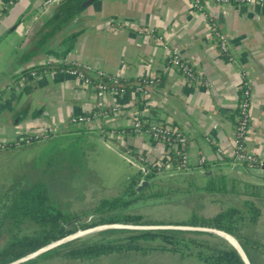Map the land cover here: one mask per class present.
<instances>
[{"label":"crops","instance_id":"0c3cea01","mask_svg":"<svg viewBox=\"0 0 264 264\" xmlns=\"http://www.w3.org/2000/svg\"><path fill=\"white\" fill-rule=\"evenodd\" d=\"M42 2L0 0V138L56 121L55 136H96L121 158L120 148L129 147L151 166L171 160V145L132 130L131 123L140 119L181 131L194 173L204 155L211 173L235 174L229 162L243 72L251 88L244 146L258 157L264 154V3L206 1L202 11H196L189 0H95L63 27L62 32L76 31L66 48V64L49 67L42 58L31 56L47 38L37 43L31 35L49 14L74 0H54L44 7ZM209 19L224 34L233 61L218 52ZM114 22L121 26L109 28ZM47 25L43 24L44 32L49 30ZM137 27H144L143 33H137ZM149 29L169 49H177L208 85L190 83L169 66L168 51ZM59 34L52 38V47ZM72 62L90 63L121 82L123 89H112L107 96L118 112L100 119L103 135L86 125H65L67 117L89 112L95 101L93 90L65 71ZM143 77L154 83L138 94L134 87ZM25 108V118L14 124L11 115ZM238 168L244 181L264 185V175L246 166Z\"/></svg>","mask_w":264,"mask_h":264},{"label":"trees","instance_id":"16d2710c","mask_svg":"<svg viewBox=\"0 0 264 264\" xmlns=\"http://www.w3.org/2000/svg\"><path fill=\"white\" fill-rule=\"evenodd\" d=\"M74 140L76 139L70 136L59 138L52 134L47 142L49 147L58 148L62 143L68 144ZM171 146L175 149V144ZM56 155L55 161L45 162L43 157L42 168L47 167L51 162V164L63 162L65 157L60 156L59 153ZM37 160L40 162V157ZM171 160L175 162L176 157L171 156ZM205 166L206 163L204 164L206 169ZM144 168L147 169L145 174L141 169L129 174L123 189L117 194L101 197L90 208L78 212L60 207L55 199L51 198L47 184L41 179L25 181V183L19 181L9 186L0 192V264L13 262L77 230L114 223L165 224L162 221L143 220L141 215L123 212L126 207L145 199L147 196L144 192L151 190L159 179V177L155 178L156 170L153 166L145 163ZM142 177L153 180L140 191L135 192L134 187ZM166 178L173 180L181 178V182H185L187 187L171 183L167 185L165 191L151 192L148 196L162 198L163 195L168 194L181 196L201 191L207 194H234L239 197L241 200L239 204L220 203L218 209L211 215L192 212L187 219L168 224L209 227L229 233L237 239L250 264H257L256 256L264 254V250L260 249L263 245L247 236H242L239 231L258 223L261 208L256 199L262 196L261 191L264 190V186L224 173L209 175L181 173ZM199 178L201 181L197 183ZM96 233L95 238L68 240L47 249L35 258L17 264H36L56 259L94 262L111 255L146 254L150 251H167L178 255L180 260L193 258L206 264H244L235 249L225 240L204 231L106 228Z\"/></svg>","mask_w":264,"mask_h":264},{"label":"rangeland","instance_id":"374dc122","mask_svg":"<svg viewBox=\"0 0 264 264\" xmlns=\"http://www.w3.org/2000/svg\"><path fill=\"white\" fill-rule=\"evenodd\" d=\"M53 39L47 38L42 47L51 46ZM44 62V61H43ZM64 137V136H61ZM74 142L57 147L48 146L47 139L37 141L28 146L9 147L0 150V192L14 183L21 181H34L41 179L47 184L48 193L63 209L78 212L90 208L101 197L117 194L124 187L126 178L135 172V168L129 165L117 153L106 148L96 136L89 138L72 137ZM60 138V137H59ZM56 153L64 156L60 164L53 163L42 168L44 161H55ZM40 157V162H38ZM34 159L35 164H34ZM34 164V165H33ZM226 174V173H224ZM242 179L241 172L227 174ZM177 179V178H176ZM243 180V179H242ZM200 183L201 178L197 179ZM247 182V181H246ZM187 187L181 178L177 180L159 177L151 190L145 191V199L139 200L126 207L123 212L141 215L143 220L169 222L187 219L192 212L203 215L214 213L219 204L240 203V198L234 194H207L204 192H191L187 195H163L162 198H153L148 193L158 190L165 191L168 184ZM249 183H255L249 182ZM259 183V180H257ZM262 186V185H261ZM262 196L256 199L261 208V216L253 227H246L239 231L242 236H247L264 246V190ZM108 225V224H104ZM172 225V224H171ZM78 232V231H77ZM96 230L83 232L75 237V240H83L96 237ZM72 240V239H71ZM61 244V243H60ZM57 246V245H55ZM260 249L264 250V247ZM54 247V246H53ZM37 256V255H36ZM36 256L32 257L35 258ZM257 264H264V254L256 256ZM36 264H206L193 258L180 260L178 255L167 251H150L146 254L130 253L128 255H111L102 257L94 262H82L72 260H52L37 262Z\"/></svg>","mask_w":264,"mask_h":264},{"label":"built area","instance_id":"2783aa9c","mask_svg":"<svg viewBox=\"0 0 264 264\" xmlns=\"http://www.w3.org/2000/svg\"><path fill=\"white\" fill-rule=\"evenodd\" d=\"M54 0H43L41 7H44ZM206 1H212L217 4H253V3H264V0H189L191 7L196 11H202L203 5ZM209 30L211 37L216 42L217 50L220 54L224 55L228 61H233V55L229 49L224 34L217 27L216 23L212 20H208ZM119 23H112L109 28L120 27ZM144 27H137V33H143ZM149 34L152 35L153 39L159 43L163 49L168 51L167 60L169 66L180 72L183 77L190 83H201L208 85L207 81L198 78L193 67L184 60L177 49H169L166 43L162 40V37L155 34L153 29L148 30ZM168 48V49H167ZM67 74L73 76L79 84L84 88H90L93 90L95 95V101L93 108L84 114L70 115L65 120V125H86L98 131L99 134L103 135L104 128L100 122L101 118L107 117L113 113L118 112V108L108 102V94L112 89L122 90L121 82L114 76L106 73L103 69L94 68L90 63L87 62H72L65 68ZM242 83L240 86L238 103L235 115V125L232 133V155L230 159V167L236 172H241L240 166H246L249 169L258 167L260 157L256 156L254 152L247 151L244 146L245 136L247 134L250 124V98L251 88L242 72ZM154 81L149 78H140L135 84L134 90L138 94H144L147 92V88L153 85ZM59 123L56 121H50L49 123L40 127H32L27 131H18L12 136L0 138V150L9 147L28 146L37 141H43L48 139L55 131ZM132 130L137 133H144L148 137L160 141L162 143L171 145L175 144L173 150V156L176 157V161L165 159L162 162L154 165L153 168L156 170V175H166L173 173H194L191 170L189 164L188 155L186 152V136L174 127L163 125L158 122H145L140 119H135L131 123ZM209 140V139H208ZM120 154L122 158L135 169H141L147 171L144 168L145 160L143 155L135 153L129 147L120 148ZM218 153H222L221 147H216ZM206 158L201 155L196 163L197 173H200L204 169Z\"/></svg>","mask_w":264,"mask_h":264},{"label":"water","instance_id":"95a60500","mask_svg":"<svg viewBox=\"0 0 264 264\" xmlns=\"http://www.w3.org/2000/svg\"><path fill=\"white\" fill-rule=\"evenodd\" d=\"M95 0H74V2H78L79 4L72 8L73 7V3H68L67 5H65L64 7H62L57 13H51L49 14V16L47 17V19L38 27V29L36 30V32L31 35V38H34V37H38V36H42L43 38H46V37H54L55 38V34H59L60 32H62V28H58L57 30H48L46 31V33L42 30L43 29V24H51L53 20H56L58 19L62 14H64L66 11H71V13H75V12H79L81 9L85 8L86 6L90 5L91 3H93ZM67 50H65V53H66ZM49 67H53L54 65H48ZM60 66V65H59ZM63 66V65H62ZM28 106V104H27ZM26 107V106H25ZM27 109L25 108L23 111V113L20 112V114H18L16 117H14L13 119V123L14 124H17L19 123V121H22L24 118H25V113H26ZM251 171L255 174H261V175H264V154L260 156V160H259V163H258V167L256 168H252ZM147 171H144V174L146 173ZM212 170L211 169H202L200 171L201 174H206V175H209L211 174ZM184 173V172H183ZM181 173H173V174H166V175H156L155 178L157 177H169V176H174V175H179ZM154 178V179H155ZM151 180H146L144 177H142L140 179V181L137 183V185H135L134 187V191L135 192H138L140 191L143 187L147 186L151 181ZM258 185H262L264 186L263 184H258ZM106 228H127V229H178V230H191V231H204V232H208V233H212L214 235H217L215 231H222V230H219V229H215V228H209V227H198V226H186V225H174V224H150V225H135V224H123V223H114V224H108V225H98V226H94V227H91V228H88V229H84V230H77V231H88V230H102V229H106ZM76 231V232H77ZM71 233L59 240H56V241H53L13 262H10L8 264H17V263H20V262H23V261H26L28 259H31L32 257L46 251L47 249H50L52 248L53 246L55 245H58L60 243H63L65 241H68V240H71V239H74L75 237H78V235H76L75 233ZM224 232V231H222ZM226 233V232H224ZM229 234V233H228ZM231 235V234H229ZM232 236V235H231ZM234 237V236H232ZM235 238V237H234ZM236 239V238H235ZM237 240V239H236ZM238 242V241H237ZM238 247H239V250L241 252V254L239 253L238 249H236L235 247H233L235 249V251L237 252V254L240 256L242 262L244 264H250L245 252L243 251L242 247L240 246L239 242H238Z\"/></svg>","mask_w":264,"mask_h":264},{"label":"flooded vegetation","instance_id":"af4514ba","mask_svg":"<svg viewBox=\"0 0 264 264\" xmlns=\"http://www.w3.org/2000/svg\"><path fill=\"white\" fill-rule=\"evenodd\" d=\"M73 7H76L79 3L78 2H73ZM70 10V9H69ZM66 11L64 14H62L58 19L53 20L51 24L47 25V27H49V30H57L58 28H62L64 27L65 24H67L71 19H73L76 15L77 12L75 13H71V11ZM76 32V31H74ZM74 32H60L59 36L61 37L59 41L53 42L54 46L49 47V49L44 50V48L42 47V45L39 46V48H35V50L33 49V51H31V56L33 58L36 59H40L42 58V60H44V63L46 64H55V65H64L66 64V59H67V55L68 53H65V50H67V45H69L70 39H72V33ZM46 33V32H45ZM57 35V34H55ZM37 39V43L43 42L45 38H43L42 36L40 38L35 37ZM47 38H53V37H47ZM69 39V40H67ZM30 112V111H29ZM23 113V112H21ZM18 114H20V112L18 111L17 114H12L11 116L16 117Z\"/></svg>","mask_w":264,"mask_h":264},{"label":"bare ground","instance_id":"6f19581e","mask_svg":"<svg viewBox=\"0 0 264 264\" xmlns=\"http://www.w3.org/2000/svg\"><path fill=\"white\" fill-rule=\"evenodd\" d=\"M90 231V230H89ZM92 231V230H91ZM84 231H78L75 234L79 235L82 234ZM87 232V231H85ZM217 236L222 238L223 240H225L230 246L235 247L236 249H238L239 253L241 254L239 247H238V242L237 240L232 237L231 235H229L228 233H224L222 231H215Z\"/></svg>","mask_w":264,"mask_h":264}]
</instances>
